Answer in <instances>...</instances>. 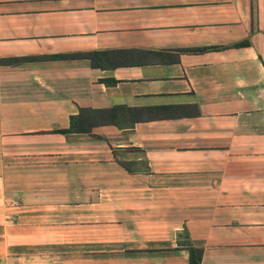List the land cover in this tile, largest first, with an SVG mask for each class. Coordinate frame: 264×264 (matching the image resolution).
I'll use <instances>...</instances> for the list:
<instances>
[{
  "label": "crops",
  "instance_id": "obj_1",
  "mask_svg": "<svg viewBox=\"0 0 264 264\" xmlns=\"http://www.w3.org/2000/svg\"><path fill=\"white\" fill-rule=\"evenodd\" d=\"M94 49L138 56H51ZM24 55L0 62L2 263L264 264V0H0ZM116 104L183 106L62 131Z\"/></svg>",
  "mask_w": 264,
  "mask_h": 264
},
{
  "label": "trees",
  "instance_id": "obj_2",
  "mask_svg": "<svg viewBox=\"0 0 264 264\" xmlns=\"http://www.w3.org/2000/svg\"><path fill=\"white\" fill-rule=\"evenodd\" d=\"M248 43L247 39H243L236 43V45H242ZM203 47H188L182 50L198 51L205 49ZM163 51H150L152 55H160ZM52 57H85L90 60L92 66L99 67H114L117 64H124L134 62L138 53L134 50L124 49H94L86 51H74L69 53H62L61 55H51ZM37 55H24V56H12V57H0V62H20L24 60H30L36 58ZM183 105H163L161 107L155 106L157 109L162 110L160 114L150 113L148 107H132L125 104H116L111 107L93 108L87 106L79 107V110L75 114L70 115V125L68 128L62 129V131H80L89 132L94 125L103 123H113L118 127H131L137 120L164 117V116H177L181 114V107ZM191 106V105H188ZM194 106V112L197 113V106ZM148 108V109H147ZM147 109V111H146ZM120 163L127 169L132 170L129 166V162L121 160ZM189 250V262L190 264H200L202 257V248L191 244H187Z\"/></svg>",
  "mask_w": 264,
  "mask_h": 264
},
{
  "label": "built area",
  "instance_id": "obj_3",
  "mask_svg": "<svg viewBox=\"0 0 264 264\" xmlns=\"http://www.w3.org/2000/svg\"><path fill=\"white\" fill-rule=\"evenodd\" d=\"M0 264H9V263H2L1 260H0Z\"/></svg>",
  "mask_w": 264,
  "mask_h": 264
}]
</instances>
